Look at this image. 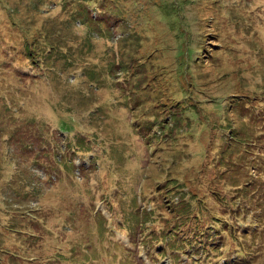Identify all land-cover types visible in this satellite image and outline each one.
I'll list each match as a JSON object with an SVG mask.
<instances>
[{
  "label": "rangeland",
  "instance_id": "374dc122",
  "mask_svg": "<svg viewBox=\"0 0 264 264\" xmlns=\"http://www.w3.org/2000/svg\"><path fill=\"white\" fill-rule=\"evenodd\" d=\"M0 264H264V0H0Z\"/></svg>",
  "mask_w": 264,
  "mask_h": 264
},
{
  "label": "trees",
  "instance_id": "16d2710c",
  "mask_svg": "<svg viewBox=\"0 0 264 264\" xmlns=\"http://www.w3.org/2000/svg\"><path fill=\"white\" fill-rule=\"evenodd\" d=\"M217 218L221 221L220 217L217 216ZM222 222V221H221ZM226 224V223H225ZM223 226V225H222ZM223 227H226V226H223Z\"/></svg>",
  "mask_w": 264,
  "mask_h": 264
}]
</instances>
